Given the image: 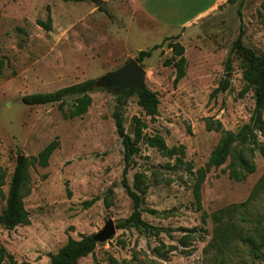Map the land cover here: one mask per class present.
<instances>
[{
    "label": "rangeland",
    "instance_id": "374dc122",
    "mask_svg": "<svg viewBox=\"0 0 264 264\" xmlns=\"http://www.w3.org/2000/svg\"><path fill=\"white\" fill-rule=\"evenodd\" d=\"M102 1L106 11L86 0H0V168L5 173L0 214L10 177L22 161L27 168L23 203L29 213L27 224L6 229L0 223L4 263L51 264L48 255L68 237L95 235L109 220L115 226L130 215L132 200L121 185L124 150L112 117L118 107L128 134H134V117L144 123V139L126 177L132 186L134 176L141 175V217L163 230L148 235L115 227L76 264H264V247L254 258L242 240L264 239V136L251 146L254 172L235 181L227 159L206 173L199 207L192 192L197 169L204 167L222 132H237L253 110L254 90H243L245 63L231 50L242 31L243 43L264 54V0L225 2L214 13L199 15L209 0H184L182 17H172L169 22L176 25L167 30L132 15L137 9L133 0ZM48 15L50 30L37 22ZM157 44L161 47L140 62L144 85L159 100L154 118L144 113L136 93L119 104L120 93L102 86L90 93L87 112L73 119L64 118L57 103L21 101L27 94L99 80ZM181 55L185 75L174 85V63ZM222 79H228V88L211 96ZM207 122H220L221 130H207ZM154 135L175 152L149 146L145 138ZM54 139L58 147L48 165L34 163L31 158ZM226 207L232 210L223 223L230 227H223L226 236H214L213 214Z\"/></svg>",
    "mask_w": 264,
    "mask_h": 264
},
{
    "label": "trees",
    "instance_id": "16d2710c",
    "mask_svg": "<svg viewBox=\"0 0 264 264\" xmlns=\"http://www.w3.org/2000/svg\"><path fill=\"white\" fill-rule=\"evenodd\" d=\"M95 3L98 9L106 11L104 2L102 0H86ZM237 0H226L228 4H234ZM44 29L50 30L51 17L48 15L46 21H37ZM166 40V39H165ZM177 52L181 53V47L178 44L172 45ZM161 47V44L154 45L147 50H139L135 60L140 64L144 58L151 56L153 50ZM232 52L239 55L245 63L243 71V79L245 81L244 91L247 89L254 90V107L250 114L247 123L237 132L223 131L222 136L214 149L211 151L207 162L204 167L197 169L196 178L193 183V196L195 204L199 207L201 204V185L205 179L206 173L212 167H219L229 159L227 168L229 169V177L235 181L243 180L247 174L254 172L255 165L251 159L252 157V145L257 143V136H264V54H258L250 47L246 46L242 40V31L236 37ZM141 65V64H140ZM186 59L181 55L174 63L175 75L173 84H177L180 79L185 75ZM225 69L230 70V57L225 60ZM100 83L97 79H87L75 84H71L53 92H38L24 95L21 98L23 104L26 105H42L49 103H57L59 109L62 112L64 118L73 119L85 114L88 107L91 105L92 98L90 93L99 89ZM228 79H222L218 87H216L211 96L216 95L220 91H224L228 88ZM138 97V104L147 116L154 118L157 115V108L159 100L157 93L151 91L147 87H144L142 91H134ZM68 100H72L71 104H68ZM63 104H68L66 109H63ZM116 133L121 140L123 146V161L124 167L122 170L121 185L126 191L127 195L132 200V211L130 215L124 219H121L115 223L116 228L133 227L138 231H142L148 235H157L163 229L155 227L144 221L141 217L143 209V192L145 188L142 185L141 175L136 174L132 186L127 182V172L131 164H133V156L139 151L138 144L144 137L142 136V123L138 118L134 117V134L130 135L126 132L124 125V117L121 109L118 107L112 113ZM221 123L207 122L206 129L220 131ZM146 143L155 147L162 152L172 154L176 148L167 149L164 139L160 135L148 136L145 138ZM58 147V141L56 139L48 143L39 153L32 157L31 160L38 163L40 166L45 167L48 165V160L52 152ZM182 153V147L179 149ZM261 153H264L263 149H260ZM247 154V155H246ZM249 156L250 158H248ZM27 168L25 161L17 164L10 177L8 192L5 197V207L0 214V223L6 229H12L17 225H24L29 222V213L24 207V183L26 181ZM5 173L0 168V187L4 185ZM1 192V190H0ZM112 193V188L107 190V196ZM243 204V203H242ZM232 207H226L217 213L213 214V220L218 224L214 227V236L224 235L222 232L223 227H230L227 223H223L225 216L230 213ZM151 213L156 211L151 210ZM226 236V234H225ZM264 238V235H263ZM227 240V239H226ZM244 242L251 246V254L254 258H259L260 250L264 247V239H260L259 243H256V239L246 238L242 239ZM97 241L94 239V235H83L80 239H74L68 237L66 242L59 248L54 254H49V261L51 264H76L77 261L93 253L96 247ZM5 250L0 247V264L4 263Z\"/></svg>",
    "mask_w": 264,
    "mask_h": 264
},
{
    "label": "water",
    "instance_id": "95a60500",
    "mask_svg": "<svg viewBox=\"0 0 264 264\" xmlns=\"http://www.w3.org/2000/svg\"><path fill=\"white\" fill-rule=\"evenodd\" d=\"M145 71L133 58H128L118 69L106 73L99 79L100 86L112 93H120L119 104L127 99L134 91H142L145 87ZM115 232L112 220H109L104 228L94 235L96 241H105Z\"/></svg>",
    "mask_w": 264,
    "mask_h": 264
},
{
    "label": "crops",
    "instance_id": "0c3cea01",
    "mask_svg": "<svg viewBox=\"0 0 264 264\" xmlns=\"http://www.w3.org/2000/svg\"><path fill=\"white\" fill-rule=\"evenodd\" d=\"M133 2H135L137 9H135V12H133L132 15L139 14V16L154 23V26L158 25L166 30L169 27H174V25H176L174 22H169V20H173L172 17L179 20V18L182 17L181 14L185 10L184 8L188 5L184 0H176L172 3H166L162 0H133ZM225 2L226 0H209V2H207L209 3V6L206 9L200 10L198 15L214 13V9ZM203 18L205 17L203 16ZM181 25H183V23ZM185 27L184 24L183 28ZM119 28L121 27L119 26Z\"/></svg>",
    "mask_w": 264,
    "mask_h": 264
}]
</instances>
